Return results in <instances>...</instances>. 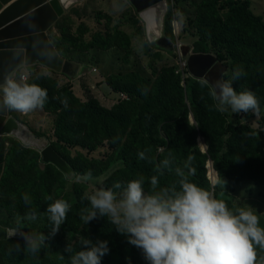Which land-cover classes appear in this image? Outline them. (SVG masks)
Returning a JSON list of instances; mask_svg holds the SVG:
<instances>
[{
  "label": "rangeland",
  "instance_id": "rangeland-1",
  "mask_svg": "<svg viewBox=\"0 0 264 264\" xmlns=\"http://www.w3.org/2000/svg\"><path fill=\"white\" fill-rule=\"evenodd\" d=\"M233 1L237 0H165L166 14L164 16L163 35L174 46L172 52L168 53L157 50L147 42L144 23L129 0H74L66 7L59 19L47 30L46 34L58 56L84 66L80 78L77 79L76 76L69 78L36 64L34 70L29 73L28 80L39 78L43 81L55 82L56 88L50 84L54 95L59 88L70 85L72 93L78 99L80 98L81 102H85L88 99L94 100L101 108L111 110L118 101L116 93H113L105 84L108 78L113 84H118L120 88L122 83H119L118 77L115 75H130L134 73L140 78L149 80L150 83L146 87L140 82H136L137 80L130 81L127 84L128 87L136 90L137 99L140 100L139 98L151 94L150 85L156 81L158 76L167 68L173 67L175 73L180 76L181 87L187 91L183 104L187 107L189 124L195 126L194 112L191 110L188 100L195 99L199 105L204 107L207 104L206 95L201 87L193 93L191 85L194 80L187 71L186 58L182 57L180 47L188 46L189 53L209 54L216 59L218 55L223 56L224 61L219 62L227 66V71L224 73L222 69L220 70V72H223L221 79H230L234 71L233 59L227 56L223 45L219 43V40H221L219 33H221L222 27L220 24L219 26L213 24V22L218 19L224 21L228 17L233 9ZM240 1H248L250 11L255 16H260L264 22V0ZM203 2H208L214 8L216 13L214 19L204 15L199 9ZM199 18H204L207 22L206 24L204 23L200 34L197 33ZM202 34L210 38L205 41ZM90 44H93L94 48H88L91 46ZM236 54H239V52ZM93 68L96 70L95 72L92 71ZM21 71H23V68L15 73L13 79H18ZM242 83L244 84V81L240 79L233 82V87L237 92L245 90ZM168 97L172 98L173 96L169 94ZM58 98L62 100L61 97H56V99ZM257 98L260 97L258 96ZM55 113L57 112H47L44 108L27 114L7 109V116L19 120L35 137L44 138L52 149L71 162L79 171L91 170L92 173L99 172L103 162L113 152L116 143L104 141L94 145L92 150L90 144L87 147H73L68 143L61 145V143H57L54 136L57 117ZM221 113L225 117L226 124H231L235 127H245L250 136L259 137L261 134L264 138V107L260 108L258 115H254L251 111L235 114L230 109ZM179 118L175 114L171 123L173 127ZM164 120L166 119H152L151 123L158 121L152 130V135L168 141L170 135ZM70 121L74 122L73 117ZM17 145L21 144L13 138L4 137L0 139V181L8 171L9 159ZM195 149L202 154L207 152L208 145L204 136L197 138L194 148V151L197 152ZM163 150V148H158L157 154ZM37 155L40 156L39 154ZM208 162L213 165L212 161ZM209 163L206 166L207 179L212 178L210 182L215 185L214 189L225 192L228 190L232 191L230 199L219 200H223L227 205L233 204V212L237 208H247L250 205L253 207L254 214L259 218V226L264 228V186L249 180L231 187L227 183L223 185L225 175L223 177L216 171L215 173L210 170ZM120 167H122L120 162L114 163L103 174L93 177L88 182L81 183H77L71 178L72 172L68 167L67 172L59 169L65 177L59 171L58 173L55 172L51 166L40 168L41 170L49 168V172L53 174L51 199H48L49 196L47 195L44 196V208L43 210H34L37 213V219L34 221L24 219L26 214L33 210L23 209L24 214L21 216L16 215V212L11 214L7 208L0 207V226L8 230L14 228L15 237H21L22 234V232H17L20 231L17 229L27 228L30 234L44 233L48 239L41 252L35 257L24 252L16 253L14 250L10 252V249H13L16 244L14 241L17 239L6 240L5 242H3L4 240L0 241V250L2 258L6 260L5 264H68L70 253L65 251L67 246L73 249L71 254H75L76 251L81 250L80 237L89 238L95 242L96 240L91 238L92 236L83 224L68 223L67 219L59 232L54 236H50L51 227L48 226L50 222L47 218L46 208L48 204L53 203L57 199L66 200L70 206L76 201L83 199L90 205L89 201L84 199L85 195H91L95 188L101 186L107 188L109 185L106 186V182L114 172L121 169ZM217 179L221 183H216ZM16 184L17 181L13 182L11 188L13 189ZM112 184H110V187ZM3 198H6V195L0 194V199ZM256 246L258 245H254V248ZM62 256L63 259L61 258ZM128 258V256H125L119 259L118 256L108 252L101 258V264H111L118 260H128ZM144 261L143 264H149L145 258Z\"/></svg>",
  "mask_w": 264,
  "mask_h": 264
},
{
  "label": "trees",
  "instance_id": "trees-1",
  "mask_svg": "<svg viewBox=\"0 0 264 264\" xmlns=\"http://www.w3.org/2000/svg\"><path fill=\"white\" fill-rule=\"evenodd\" d=\"M232 7V11L224 21L218 19L213 24L217 26L220 24L222 27L221 33H219L221 39L219 43L223 45L227 56L233 59V70L242 69L243 75L240 80L244 81L243 89L252 90L256 97H260L257 99L261 108L264 107V22L260 16H255L250 11L248 1H233ZM199 9L209 18L216 17L214 8L208 2H203ZM204 23H207L204 18L198 19V34L202 33L200 31ZM202 36L205 41L210 38L205 34ZM90 45L88 48H94L93 44ZM150 45L156 48L152 44ZM156 49L168 52L160 48ZM237 52L239 54H236ZM217 59L224 61V57L221 55H218ZM224 66L227 71V66L225 64ZM115 76L118 77L119 83H122L121 88L118 87V84H113L110 78L106 84L113 93L121 92L128 96V100L114 104L111 110L101 108L94 100L88 99L81 102L72 93L70 85L59 88L54 95L50 84L56 88L55 82L43 81L39 78L27 80L28 84H36L47 91V101L43 108L47 112H57L55 113L57 117L54 131L57 143H61V145L68 143L73 147H87L90 144L91 150L94 145L104 141L116 143L113 152L103 162L99 172L92 173L93 177L103 174L108 168L110 169L112 164L120 162L121 169L114 172L106 182V186L110 187V184L117 181L126 183L129 180L143 178L147 191L150 187V178L153 175L159 177L161 186L175 182L178 179L175 175V168L183 167L188 157L192 156L194 158L192 167L196 172L194 176H189V179L212 192L217 199H230L232 191L225 192L211 186L207 179L208 161H212L213 168L218 174L225 175L224 180L230 187L239 185L245 180L264 186V138L261 134L259 137L250 136L245 127L226 124L224 115L216 109L217 102L210 95L209 85L201 86V80L193 79L191 85L193 93L201 87L205 92L207 104L203 107L195 99L188 100L189 106L194 112L195 126H191L187 107L183 104L187 91L181 87L180 76L175 73L173 67L167 68L159 75L156 81L150 85L151 94L139 98L140 100L137 99L136 90L128 87L127 84L137 80L136 82H140L146 87L150 83L149 80L140 78L134 73ZM169 94H172L173 97L169 98ZM55 96L61 97L62 100L66 98L68 107L65 108L61 103L62 100L56 99ZM175 114L180 118L173 127L171 123ZM72 117L74 122L70 121ZM160 118L166 119L164 122L170 135L168 141L152 135V130L158 121L154 123L151 121ZM199 136H204L208 145L207 152L204 154L196 149L197 152L194 151L195 142ZM158 148L164 150L157 154ZM145 149L150 150L146 155L151 162L138 158V152ZM169 153L174 158L171 171L163 169V174L160 175L155 169L164 158L168 157ZM37 154L39 153L21 144L14 148L13 155L9 159L8 171L0 181V194L6 195V198L0 199V207L7 208L11 214L16 212V215L22 216L23 209L43 210L44 196L51 197L53 174L49 172V168L44 170L40 168L51 166L57 173L59 169L52 164L41 162L40 156ZM57 155L72 173L84 174L87 172L79 171L66 158L58 153ZM63 176L65 177V175ZM16 181L17 184L12 189L11 186ZM25 194L28 195L30 204L24 202ZM227 206L230 210H234L233 204ZM84 208L90 209L91 206L83 199L76 201L70 207L67 222L83 224L93 240L108 241L109 252L118 256L119 259L125 256L129 257L128 260H118L111 264H143L145 262L142 250L129 244L127 238L117 232L107 217L97 215V218L85 224L80 218L81 210ZM48 226L51 227L50 224ZM17 230L30 234L27 228ZM6 240L10 241V239H5L3 242ZM14 242L24 244L23 240L18 239ZM255 250L256 264H260L264 260V248L256 246Z\"/></svg>",
  "mask_w": 264,
  "mask_h": 264
},
{
  "label": "clouds",
  "instance_id": "clouds-1",
  "mask_svg": "<svg viewBox=\"0 0 264 264\" xmlns=\"http://www.w3.org/2000/svg\"><path fill=\"white\" fill-rule=\"evenodd\" d=\"M23 73H26V81L23 76L19 77ZM29 73L23 69L18 79L7 76L0 83V104L3 107L25 114L44 107L47 91L36 84L26 83ZM242 75V69L237 68L230 79H218L211 85L210 95L217 102L218 111L227 112L230 109L235 114L249 111L259 114L260 106L254 92H237L233 87V82ZM200 84L206 86L208 81L201 80ZM119 94L123 93H116L117 101H124L119 100ZM61 103L68 107L66 98ZM149 151L138 152V158L151 162L146 155ZM173 159L169 153L155 171L160 175L163 169L171 171ZM193 159L189 156L183 167H176L174 171L178 179L165 186H161L159 177L153 175L147 191L143 178L95 188L91 195L84 197L91 208L81 210V220L88 224L97 215L107 217L129 244L142 250L149 264H256L254 245L264 248V228L259 226L253 207H240L233 212L223 200L190 180L189 176H194L196 172L192 167ZM209 169L215 172L210 163ZM71 178L81 183L92 180L93 176L88 170L84 174L73 172ZM211 179H208L209 182ZM216 183L221 181L217 179ZM225 183L223 180V185ZM23 199L30 204L27 194ZM70 207L63 199L48 204L46 214L51 225L50 236L59 232ZM24 219L34 221L37 213L33 210ZM21 237L23 246L18 242L10 252H24L34 257L41 252L48 239L44 233H22ZM80 248L71 254L73 249L66 247L65 251L70 253L68 264H101V258L109 252L108 241L100 239L93 242L80 237ZM260 264H264V260Z\"/></svg>",
  "mask_w": 264,
  "mask_h": 264
},
{
  "label": "water",
  "instance_id": "water-1",
  "mask_svg": "<svg viewBox=\"0 0 264 264\" xmlns=\"http://www.w3.org/2000/svg\"><path fill=\"white\" fill-rule=\"evenodd\" d=\"M129 2L144 23L147 42L156 48L172 51L173 43L163 35L165 0ZM66 7L63 0H0V83H3L7 76L13 78L21 68L27 72L33 71L36 64L69 78L78 75L80 66L58 56L46 34ZM149 11L151 23L146 15ZM153 21L158 25L159 34L150 35L149 26ZM180 51L182 57L186 58L189 75L198 81L207 80L210 87L221 79V69L226 72V67L209 54L189 53L188 46L180 47ZM4 137L13 138L39 153L41 162L52 164L67 172V166L47 141L35 137L21 122L7 116V108L0 104V138ZM14 232L0 226V241L23 240L21 237H15ZM0 264H5L1 254Z\"/></svg>",
  "mask_w": 264,
  "mask_h": 264
},
{
  "label": "bare ground",
  "instance_id": "bare-ground-1",
  "mask_svg": "<svg viewBox=\"0 0 264 264\" xmlns=\"http://www.w3.org/2000/svg\"><path fill=\"white\" fill-rule=\"evenodd\" d=\"M65 3H66V5L68 6V5H70L74 0H63ZM147 19H148V21H149V23H151V21H152V19H151V15H150V11L149 12H147ZM158 30V25H157V23H156V21H153V23L149 26V32H150V35L152 34V33H154V34H159V31H157Z\"/></svg>",
  "mask_w": 264,
  "mask_h": 264
},
{
  "label": "built area",
  "instance_id": "built-area-1",
  "mask_svg": "<svg viewBox=\"0 0 264 264\" xmlns=\"http://www.w3.org/2000/svg\"><path fill=\"white\" fill-rule=\"evenodd\" d=\"M93 71H95V70L93 69ZM21 76H23L24 81H26V73L21 74L19 77H21ZM118 98H119V100H126L127 99L124 94H119Z\"/></svg>",
  "mask_w": 264,
  "mask_h": 264
},
{
  "label": "crops",
  "instance_id": "crops-1",
  "mask_svg": "<svg viewBox=\"0 0 264 264\" xmlns=\"http://www.w3.org/2000/svg\"><path fill=\"white\" fill-rule=\"evenodd\" d=\"M80 66V65H79ZM84 69V67H82V66H80V69H79V72H78V75L76 76V78L77 79H79L80 78V75H81V69ZM83 72V71H82ZM75 78V79H76ZM74 80V79H73ZM105 84H106V82H105ZM107 85V84H106ZM108 86V85H107ZM78 98V97H77ZM80 99V98H79ZM10 231H13L14 229H9ZM0 244H1V242H0ZM1 253V252H0Z\"/></svg>",
  "mask_w": 264,
  "mask_h": 264
}]
</instances>
